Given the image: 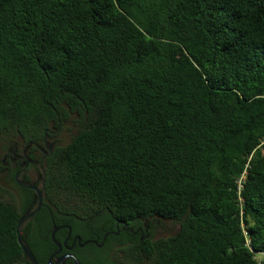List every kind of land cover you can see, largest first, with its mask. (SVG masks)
<instances>
[{
    "label": "trees",
    "instance_id": "obj_1",
    "mask_svg": "<svg viewBox=\"0 0 264 264\" xmlns=\"http://www.w3.org/2000/svg\"><path fill=\"white\" fill-rule=\"evenodd\" d=\"M67 123L24 230L38 264L60 224L97 243L81 264H262L264 0H0V137ZM13 173L0 161L19 190L0 183V264H27L35 197ZM160 220L177 232L155 239Z\"/></svg>",
    "mask_w": 264,
    "mask_h": 264
},
{
    "label": "flooded vegetation",
    "instance_id": "obj_2",
    "mask_svg": "<svg viewBox=\"0 0 264 264\" xmlns=\"http://www.w3.org/2000/svg\"><path fill=\"white\" fill-rule=\"evenodd\" d=\"M19 140L21 141V139ZM54 146H55V141L53 140L51 141V139L47 138V136H44L42 145H36V144L31 145V144L22 143L21 149L17 146L16 142L9 141L8 147L1 159L2 170L8 174L14 172L13 173L14 180H15V175L19 173L18 175L19 181L23 183H31L36 186H39L41 190L44 179V172H43L44 161L47 157L51 155ZM23 190H28V189H23ZM31 192H32V196L35 197L34 192L33 191ZM43 207L44 205L41 208ZM56 232L59 233V237L61 239V241L58 242L61 245V250L58 253H56L51 260H48L51 254L56 251L57 248L55 247L54 250L49 255V257L47 258V264H72L70 260L68 259L63 260V258L66 257L68 254H73L75 256L72 250L78 243V241H74L75 237L78 236L72 235L70 226L66 224H60ZM69 242L70 245H68ZM64 244L67 248L71 246L73 247L71 250H68L65 248Z\"/></svg>",
    "mask_w": 264,
    "mask_h": 264
},
{
    "label": "water",
    "instance_id": "obj_3",
    "mask_svg": "<svg viewBox=\"0 0 264 264\" xmlns=\"http://www.w3.org/2000/svg\"><path fill=\"white\" fill-rule=\"evenodd\" d=\"M18 175L19 173H17L15 175V180H16V184L23 189H28L34 192L35 194V199L33 204L31 205L30 208H28L18 219L17 224H16V229H15V233H16V240L17 243L19 245V247L22 250L23 253V257L24 260L26 261L27 264H38L36 258L34 257L30 247L28 246L27 242H26V235H24V230L26 228V226L31 222V220L33 219V217L35 216V214L41 209V207L43 206L42 200H43V195L42 192L39 188V186H36L34 184L31 183H23L21 181L18 180ZM58 230V228L56 226H52L51 232H50V237L51 240L54 244V246L57 248L55 252H53L51 254V256L49 257L48 260H51L56 253H58L61 250V245L55 240L54 235L56 233V231ZM74 241H78L77 245L78 247H83L84 245L91 243L94 245H97V243L95 241H88L85 242L84 244L80 243V238L79 237H75ZM65 246V244H64ZM99 247L102 246V243L100 245H98ZM73 246L67 248L65 246L66 249L71 250ZM64 259H68L71 261L72 264H81L79 262V260L73 255V254H68L66 257L63 258ZM62 260V262H63Z\"/></svg>",
    "mask_w": 264,
    "mask_h": 264
},
{
    "label": "rangeland",
    "instance_id": "obj_4",
    "mask_svg": "<svg viewBox=\"0 0 264 264\" xmlns=\"http://www.w3.org/2000/svg\"><path fill=\"white\" fill-rule=\"evenodd\" d=\"M75 132V127H73L70 123L64 124V126L59 130L57 136L52 140L57 141L58 145H66L70 141L71 137L75 134ZM13 140L16 143L18 142V139L14 138ZM17 146L21 149L22 144L17 143ZM7 147L8 143L0 137V161ZM0 183L5 189H7V191H10L12 193L18 204L19 190L16 186H14L11 179H9V177L7 176L5 177V175H1ZM177 230L178 224L173 223L169 220H160L156 222V229H154L153 231V237L155 239L166 238L174 235Z\"/></svg>",
    "mask_w": 264,
    "mask_h": 264
},
{
    "label": "built area",
    "instance_id": "obj_5",
    "mask_svg": "<svg viewBox=\"0 0 264 264\" xmlns=\"http://www.w3.org/2000/svg\"><path fill=\"white\" fill-rule=\"evenodd\" d=\"M244 177L242 176L241 178H240V181L243 179ZM240 181H239V184H238V190H241V185H240ZM255 258H256V260H257V262L258 263H262V264H264V253H259V254H255Z\"/></svg>",
    "mask_w": 264,
    "mask_h": 264
}]
</instances>
